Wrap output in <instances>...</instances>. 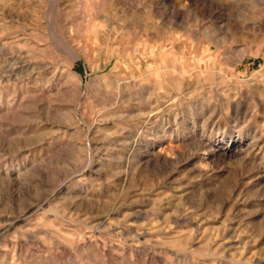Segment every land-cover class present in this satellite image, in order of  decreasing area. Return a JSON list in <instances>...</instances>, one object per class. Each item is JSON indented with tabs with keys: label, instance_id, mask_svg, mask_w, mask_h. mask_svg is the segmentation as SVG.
<instances>
[{
	"label": "rangeland",
	"instance_id": "rangeland-1",
	"mask_svg": "<svg viewBox=\"0 0 264 264\" xmlns=\"http://www.w3.org/2000/svg\"><path fill=\"white\" fill-rule=\"evenodd\" d=\"M0 264H264V0H0Z\"/></svg>",
	"mask_w": 264,
	"mask_h": 264
}]
</instances>
